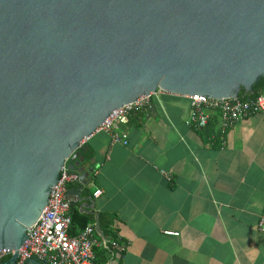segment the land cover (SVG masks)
<instances>
[{
	"label": "water",
	"instance_id": "95a60500",
	"mask_svg": "<svg viewBox=\"0 0 264 264\" xmlns=\"http://www.w3.org/2000/svg\"><path fill=\"white\" fill-rule=\"evenodd\" d=\"M264 78V0H0V250L108 114L157 90L251 94ZM85 165H82V172Z\"/></svg>",
	"mask_w": 264,
	"mask_h": 264
},
{
	"label": "crops",
	"instance_id": "0c3cea01",
	"mask_svg": "<svg viewBox=\"0 0 264 264\" xmlns=\"http://www.w3.org/2000/svg\"><path fill=\"white\" fill-rule=\"evenodd\" d=\"M190 113L188 96L157 90L119 124L127 144L104 130L85 139L92 153L66 194L96 224L98 263L264 264V114L221 132L217 110L204 127ZM101 214L113 219L114 239Z\"/></svg>",
	"mask_w": 264,
	"mask_h": 264
},
{
	"label": "built area",
	"instance_id": "2783aa9c",
	"mask_svg": "<svg viewBox=\"0 0 264 264\" xmlns=\"http://www.w3.org/2000/svg\"><path fill=\"white\" fill-rule=\"evenodd\" d=\"M151 95L139 96L135 101L112 110L96 131L108 132L111 143L127 144V134L124 131H119L118 126L126 124L130 113L146 104ZM188 97L191 106L189 122L194 127H204L207 124L210 110L219 112L221 132L249 114L258 112L264 114V87L253 99L239 96L212 98L198 94ZM78 180L79 173L77 171L63 166L40 215L26 230L27 238L18 249V262L35 258L49 264H97L94 253V246L98 243L94 237L96 224L88 223L76 234L69 233L71 215L66 187L68 183ZM258 229L264 232V217H260ZM167 233L175 234L172 231ZM110 242L119 251L124 249V245L117 241ZM14 252L15 249L0 250V262L8 259ZM101 264H110V262L107 260Z\"/></svg>",
	"mask_w": 264,
	"mask_h": 264
},
{
	"label": "trees",
	"instance_id": "16d2710c",
	"mask_svg": "<svg viewBox=\"0 0 264 264\" xmlns=\"http://www.w3.org/2000/svg\"><path fill=\"white\" fill-rule=\"evenodd\" d=\"M263 87H264V78H261V80L257 84L254 85L253 93L247 94L244 92L243 88H241L239 91V97L253 99L260 93ZM70 215H71V224L69 228V233L71 235L76 234L78 230L86 226L91 221V219L88 218V215L81 214L76 209H73V208H70ZM98 223H100L104 237L105 238L107 237L108 239H111V238L114 239L115 229L113 228V219L109 216H106V215L103 216V214H101L98 216ZM118 243L122 244L120 242ZM4 260H7V259H4ZM95 261L97 264L102 263V262L98 263L97 260Z\"/></svg>",
	"mask_w": 264,
	"mask_h": 264
}]
</instances>
